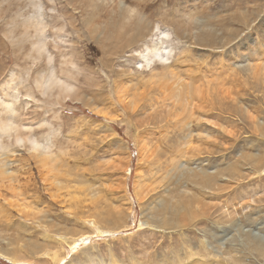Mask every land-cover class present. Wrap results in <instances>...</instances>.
I'll return each instance as SVG.
<instances>
[{
    "label": "rangeland",
    "instance_id": "1",
    "mask_svg": "<svg viewBox=\"0 0 264 264\" xmlns=\"http://www.w3.org/2000/svg\"><path fill=\"white\" fill-rule=\"evenodd\" d=\"M39 12L77 100L35 85L48 64L25 18ZM155 24L177 38L168 68L187 98L159 65L135 67ZM11 71L16 119L53 156L1 141L0 264H264V0H0L1 96Z\"/></svg>",
    "mask_w": 264,
    "mask_h": 264
},
{
    "label": "bare ground",
    "instance_id": "2",
    "mask_svg": "<svg viewBox=\"0 0 264 264\" xmlns=\"http://www.w3.org/2000/svg\"><path fill=\"white\" fill-rule=\"evenodd\" d=\"M34 4H35L34 6H36V8L40 9L41 3L35 2ZM32 6H33V4H32ZM25 19L28 20V23L26 24V27H25L26 31H28V29L30 27L34 31L33 37H35V39L31 43V50L35 53L34 58H40L42 56H45L46 62L48 64L47 71L37 73V75L34 79L36 87L38 89H42L41 94L43 93V96H49L50 97L51 91H56V94L58 95V97H56V98H59V97H62L63 95H65V97H70V98L77 100L78 99L77 95L74 92L76 85H74L73 81H71V79L73 80V78L68 77L69 75H67L66 77L58 76L55 74V71L53 69V66H52L53 58H52L51 54H49L47 52V34H46V30H45L47 23L44 20V16L42 14H40V12H39V13H36V14L28 17V19L27 18H25ZM142 27H143V24L141 22H139V23H136L135 29H136V31L138 29H141L143 31ZM151 33L152 34H150L148 36V39L145 42H143L140 45V47L137 46L138 47L137 49H133L130 51V54L137 58V60L135 62L136 69L137 70H145V71H149L150 73H152V71L154 70V67L159 65L160 68H163V70L161 69L162 72H161V75L159 77L175 79V82L173 83V89L170 90V95L173 96V98H175L176 95L183 97V98L189 97L191 90H189V92H188L187 88L185 89V87L182 90L183 85L179 84L182 82H179V81L177 82L176 79L178 77H176V72L172 71V69L169 70V68H168V65H170L172 63L173 56H175L176 52L179 51L178 50L179 45L177 46L178 41L176 40L177 38H173L174 35L169 30V28L161 27L158 24H155V26L152 28ZM29 36H31V35H29ZM56 36H58V34ZM175 40L177 42H175ZM61 41H62V39H61ZM53 43H54L53 44L54 46L57 45L56 40ZM67 57H69V56H67ZM62 59H64V58H62ZM63 64H66L65 59L63 60L61 66ZM73 64H75V63L73 62L72 65ZM68 68H69L68 72H70V66L69 65L65 69L67 70ZM164 70L166 71L165 73H164ZM20 81H21V78L19 77V75H16V73L14 71H11L8 74V78L4 79L1 82V88H2V91H4V95H2V96L0 95V150L1 151L3 150L1 147V141L3 139H5L3 137H8V139H12V141H11L12 143L7 141L8 143L6 144V146H7L6 148H8V146H10V145H13L14 149H16L15 147H17V149L18 148L20 149L21 147H26L27 150L32 155H34L35 158H38L40 161L51 160V157L53 156V149L50 147V144L46 143L45 138H44L43 142L38 141L33 136L34 135L33 129L29 126H26L27 124H25L24 122L20 123L18 121V117L16 119V116H17L16 113L18 112L17 108H16V104L18 103L19 98H20L19 97L20 92L18 90V83ZM184 90H187V91L184 93L183 92ZM196 90L193 89V92L200 94V90L199 89H196ZM31 94H32V91L29 90L28 93L25 94V98H28V99L30 98V99L34 100L33 96ZM25 104H27V102ZM244 114L246 117H248L247 112H245ZM1 115H3V116H1ZM249 117H251V116H249ZM253 126L255 129H257L256 124H254ZM46 137H48V134L46 135ZM5 143H6V141H5ZM10 150L13 151V149H10ZM14 152H16V150ZM247 158L249 160H252L250 162H254V164L261 162L259 160H253L252 158H250L248 156H247ZM257 161H259V162H257ZM209 172H212V170ZM262 174H264V169H262ZM204 177H205V179L203 178L202 180H198V184L201 185L202 187H203V185H207V182H210V179H208V177H209L208 175L204 174ZM82 190H83V188H82ZM185 193H187L186 194L187 197H186V200L184 201L183 204H185L187 207H189L191 205L190 202H192L195 198L193 199V196L190 195V193H188V191H185ZM179 199H177V201ZM180 200H182V199H180ZM0 210H1V208H0ZM188 217H189V215H185L183 218H184V220H187ZM92 227L99 234H113L108 229L104 230L97 224H93ZM136 227L139 230L144 229V228H148L150 230H159V228H157L156 225L155 226L154 225H147L146 226V223L143 220L138 221V226H136ZM255 232H257V231H255ZM257 234H258V232H257ZM66 238L67 237H65L63 235H58V234L55 235V239L63 241V242L67 241ZM74 241L75 240L73 239L72 242H74ZM260 241L264 242V240H260ZM45 256H47V255H45ZM53 256L55 259L57 257V253L55 252L53 254ZM11 263L12 264H32L30 262H26V261L24 262L22 260H16V259H13V260L11 259ZM208 263L209 264H218V262L215 260H210ZM186 264H201V263L199 260L194 259L191 262H188V263L186 262Z\"/></svg>",
    "mask_w": 264,
    "mask_h": 264
}]
</instances>
